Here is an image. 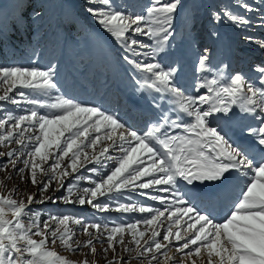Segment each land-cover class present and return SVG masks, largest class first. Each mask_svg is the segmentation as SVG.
<instances>
[{
    "label": "snow or ice",
    "instance_id": "1",
    "mask_svg": "<svg viewBox=\"0 0 264 264\" xmlns=\"http://www.w3.org/2000/svg\"><path fill=\"white\" fill-rule=\"evenodd\" d=\"M86 3V12L123 50V61L142 74L141 87L153 89L162 97H169L168 102L173 105V111L194 118V121L182 123L179 115L173 119L165 111L161 113L158 122L152 123L141 134L126 128L117 117L99 107L86 106L63 95H57L54 102H49L29 96L21 90L29 89L41 96L51 95L57 90L54 66L47 70L38 67L0 66V85L7 86L3 94H0V102L10 101L14 105H20L22 101H27L34 106L27 114L9 113L6 118L0 119V129H5L12 122L11 130L0 133V144L7 145L14 141L22 147H28L30 145H26V140L35 141L32 151L28 153L30 159L25 160L24 165L25 168H30L31 183L40 184L41 194L40 200H36L35 194H29L27 203L18 201L11 193L0 194V264H89L86 258L79 262L72 261L49 245L59 242L62 248L73 253L88 248L89 253L95 254L94 241L102 242L100 237L105 232L108 242V248L103 250L105 253L109 249L115 253V245L120 244L125 251H135L138 257H144L147 264H153V261L156 264H196L195 258L202 256H206L205 264H264V116H261L258 127L232 126L233 106L239 105L246 114L264 113V61L251 69L257 74L258 87L240 72L225 75L223 69L228 68V65L213 69L212 48L205 43L198 49L197 71L209 73L211 78L204 75L195 85L197 93L206 89L204 94H187L179 83V65L165 66L156 60L160 53L166 52L175 35L176 19L184 6V0H152L142 14L119 10L114 6L113 0H86ZM232 4L234 8L242 9V13L227 5L209 11L208 20L212 28L202 39L210 41L212 46L220 44L223 39L216 30L217 25L227 21L237 29H244L253 24L247 14L256 9L248 0H232ZM15 26H22L27 30L28 18L24 11L20 13ZM259 26L264 27V16L260 18ZM142 36H147L153 43H145L139 39ZM243 39L264 50V40L257 41L251 36H244ZM140 57H144V60ZM14 90L15 95H10ZM205 105L208 106L204 107ZM156 106L160 107L159 104ZM37 108L55 111L51 115H41ZM214 114H221L217 126H213L209 120ZM220 119L223 124H220ZM169 128H182L186 135H171ZM89 129L96 133L103 129L105 134L103 137L96 135L91 138ZM35 131L39 134L26 136V133ZM66 133L68 135L64 138ZM85 140L88 141L87 144ZM102 140L111 143L102 146L98 155L89 157L87 152H82L81 145L95 151L96 145ZM110 148L118 149L121 153L117 157H106L115 160V166L103 179L91 181L93 187L83 188L82 195L75 193V183L67 185L65 195H45L53 179L59 180L57 190L65 188L63 178L71 173L63 168L57 174V169H61L60 161L69 157L70 153L68 167L75 173L78 164L82 163V156L85 161L90 159L101 163L100 157H105ZM52 149H56L57 160L50 165L51 175H48L42 168V163L49 160ZM0 155H7L9 163L15 168L16 160L11 158L17 155V150ZM145 158L150 161L147 166H144ZM6 167L7 165L0 164V170ZM25 168L18 171L23 173ZM91 171L96 172L97 169L93 168ZM38 172L48 178L37 181ZM145 177H149L146 182H139ZM82 179L85 178L76 177V181ZM179 180L193 189L197 183L202 187L196 191L190 189L188 192H181L177 188ZM154 185L170 186L162 189L165 193L175 190L172 192L175 196L174 203L180 207L172 210L167 219L177 229L183 227V217L189 218L184 221L187 227L183 231L174 232L171 224L169 225L162 237L168 243L156 239L161 234L155 228L168 209L161 211L119 203L115 211L138 210L149 213L150 218L111 228L106 224H88L82 218L67 214L50 215L47 220H41L39 212L28 215L27 211L32 203L62 201L64 204L78 203L81 206L87 203L101 212H107L112 210L111 206L98 202L99 197H107L112 193L121 195V190L130 186L150 189ZM221 192H232L234 195L223 222H216L210 215L201 214L189 202L197 196L212 197ZM74 195L75 199L72 198ZM151 199L165 202L160 196H152ZM141 223L151 228L147 239L146 231L138 229ZM70 224L80 226L81 231L89 238L83 242L76 239V231ZM89 229H94L95 234ZM126 233L130 234L129 243H134L135 249H129L125 244ZM173 239L183 242L176 247V253L183 254L179 259L164 251L169 248ZM158 253L163 255V262L159 260ZM108 264L122 262L114 256Z\"/></svg>",
    "mask_w": 264,
    "mask_h": 264
},
{
    "label": "rangeland",
    "instance_id": "2",
    "mask_svg": "<svg viewBox=\"0 0 264 264\" xmlns=\"http://www.w3.org/2000/svg\"><path fill=\"white\" fill-rule=\"evenodd\" d=\"M206 1L209 11L215 10L221 5H227L237 12L242 13L243 11L242 9L234 8L232 0ZM206 1L184 0V6L176 19L175 35L166 49V52L160 53L156 57V60H159L165 66H175L178 64L189 68V70L187 69L188 73L185 77L189 82L192 81L195 76L200 75L196 65L197 56L199 55L198 49L202 48L205 43L209 44L212 48L210 41L202 39L205 36L203 28L205 18L208 24H210L208 20L209 13L206 12L205 14L203 9L206 5ZM113 3L119 10L134 14H142L146 7L152 3V0H113ZM248 3L252 4L256 9V11L247 14L248 18L253 21L252 25L244 29H237L227 21L222 23V25L228 29H232V33L238 41H233L234 39L230 37L231 44L238 45V47H235L232 72L251 73L254 74V79H258L257 74L251 69L264 61V50L258 48L255 43L246 42L243 37L251 36L257 41L264 40V27L259 26L260 18L264 16V3H261V0H248ZM86 7H88L86 0H0V66L38 67L41 70H47L49 67L54 66L56 71L54 81L57 84V90H54L51 95L41 96L29 89L21 90L25 91L29 96L49 102H54L57 95H63L66 98H71L86 106L99 107L106 113L117 117L125 124L126 128L141 134L145 132L152 123L158 122L162 112L167 111L170 115L174 114V117L177 115L183 117V114L173 111V105L168 102L169 97H162L161 94L155 93L153 89L141 87L142 81L139 82L137 77H141L142 74L136 72L130 65L123 61L122 56L124 53L118 44L119 50L110 46V42L107 40H110L115 45L113 42L114 39L99 27L94 19L86 12ZM22 11L25 12V17L28 18V31L26 33V40L20 42L21 39L18 38V42L10 37L9 32L14 31L13 35L15 37L20 34L19 29L16 28L22 29L23 27L15 25ZM218 31L221 36L228 35L226 32L227 30H224V28ZM139 39L148 44L153 43L147 36L139 37ZM105 41L109 45H107ZM223 41L224 39H222L220 44L222 47L225 44ZM6 42H8V44H6ZM232 42H234V44ZM228 48H223L219 66L224 61L223 59L228 58L231 60V57L227 55ZM144 51H148V49H144ZM140 59L144 60V57H140ZM185 63H187V66ZM212 68L216 69L213 64ZM207 74L209 73H201L202 76ZM179 75H181V73H179ZM246 77H248V75ZM209 78H211L210 75ZM199 82L200 80H197L192 86V90L187 91V93L191 95L204 94L206 89H201L199 93L195 90V85ZM129 83L136 85L140 91L135 90L134 87H129L122 91V98L120 93L122 87L119 85L125 86ZM6 87V85H0V94H3ZM125 91L128 93L126 94ZM129 93L135 96L140 95V99L142 96L145 97L148 109H143L140 113L131 111L125 100L128 99L129 103L130 101H134L128 96ZM10 95L14 96L15 90ZM153 95L154 99L152 100L151 96ZM150 99L152 100L151 102ZM157 104H159L160 107H157ZM207 106L208 105H205L204 107ZM33 107L34 106L27 103V101H22L20 105H14L10 101L0 102V119L6 118L9 113L13 115L27 114L28 110ZM131 108L134 109V106L131 105ZM37 110L41 115H51L52 111H55L48 108H37ZM214 116L215 115L210 117L209 120L213 126H217L216 116ZM261 116H264V113L258 112L255 114L254 117H251L252 122L250 124L253 125V123H256L254 127H258ZM192 119L193 120L190 119L183 123L194 121V118ZM220 121L223 123L222 119H220ZM11 123L12 122H9V124L5 126V129H0V133H6L7 130H11ZM235 127L238 128L236 125ZM168 132L173 135L174 129L169 128ZM35 134H39L38 131L26 133V136ZM104 134L105 130L103 129L100 133H96L89 129V136L91 138H94L96 135L103 137ZM67 135L66 133L64 138H66ZM81 139L84 138L82 137ZM25 143L30 146L22 147L14 141L7 145L0 144V153L17 150V155L11 158L16 160L15 168L9 163L10 158L7 155H0V164L7 165L6 169L0 170V194L7 195L11 193L18 201L22 200L27 203V196L29 194H35L36 200L41 199V194L39 192L40 184L37 183L33 185L31 183L30 168H25L24 165V161L30 159L28 153L32 151V146L35 144V141L26 140ZM87 143L88 141L85 140V144ZM110 143L111 141L102 140L101 143L96 145L95 151L90 147L81 145V150L82 152H87L89 157H91L93 154L98 155L100 148ZM51 151L52 155L49 160L42 163V168L48 172V175H51L50 165L57 160L56 149H52ZM119 155H121V153L118 149L113 150L110 148L109 152L105 154V157H100L101 163H96L90 159L85 161L82 156V163L78 164L77 172L73 173L71 168L68 167L71 158L70 153L69 157H65L60 161L61 169H57V174L63 168H67L68 172L71 173L69 176L63 178L65 188L57 190L59 188V180L53 179L45 195L53 197L65 195L67 194L66 187L71 183L77 185V188L74 190L75 193L82 195L83 188L93 187L94 185L91 181L103 179L105 174L115 166L116 161L106 157H117ZM37 162H39L38 158ZM149 163L150 161L145 158L144 166H147ZM20 168H25L23 173L18 171ZM93 168L97 169V171H91ZM77 176H82L85 179L76 181ZM47 178L45 174L38 172L37 181H44ZM148 179L149 177H145L139 182H146ZM180 183L188 188L187 184L182 181ZM165 187L170 188V186L166 185H154L150 189L132 188L130 186L128 189H122L121 195L112 193L107 197H99L98 202L108 203L111 206L112 210L107 212H101L87 203L81 206L78 203L64 204L62 201H57L56 203L48 201L42 204L32 203L28 206L27 211L28 215L39 212L41 214V220H47L50 215L62 216L67 214L82 218L88 224L100 223L102 226L106 224L111 228L116 225H127L150 218L149 213H141L138 210L135 212L115 211L119 203L133 204L137 206V208L140 206L151 207L153 209H160L161 211L168 209V211H165V216L161 217L158 224L155 225L156 230L161 234L156 237V239L162 243H168L163 241L162 237L166 233L169 225L171 224L174 232L177 230L183 231V228L187 227L184 221H188L189 218L187 216L182 218L181 225L183 227L180 229H177V226L167 219L170 212L176 207H180V205L174 203L175 196L172 192L175 190L165 193L162 191ZM177 188L180 190L178 184ZM183 190L184 188H182L181 192H183ZM152 196L163 197L165 202L161 203L160 200H153L151 199ZM228 196L226 198H228ZM72 198L75 199V195ZM186 199H188V197H186ZM194 199L197 198H192L189 202L194 204ZM200 202L203 203L202 201ZM209 204L211 205L210 202ZM222 204L224 205V203ZM169 205H171V208ZM224 206L225 208H229L227 205ZM205 208L206 207H204V209ZM212 214L213 211L210 215ZM224 217L214 220L216 222H223ZM189 222L191 223L193 221ZM25 223H27V216L25 217ZM70 227L76 231V239L79 241L83 242L89 238L81 231L80 226L70 224ZM197 227H199V225H197ZM138 229L140 231H146L145 239H147L151 233V228L143 223L138 225ZM89 231L95 234L94 229H89ZM106 235L107 233L105 232L100 237L102 242L94 241L96 248L95 254L89 253L88 248H83L73 253L62 248L59 242H57L56 245L50 244L49 247L54 248L60 255L77 262L86 258L89 264H108V261L113 260L115 256L121 260L122 264H147V260H145L144 257H138L135 251H125L120 244L115 245V253L111 249L105 253L103 250L108 248ZM35 238L39 239V237ZM130 240V234L126 233L124 235L125 244H127L129 249H135V244L129 243ZM178 243L183 242H176L173 239L169 248L164 251H167L169 256L175 255L177 259H179L183 254L176 253ZM141 244H143V240H141ZM85 254H87V256H85ZM157 256L159 260L163 262V255L158 253ZM150 258L151 256L149 255L148 259ZM195 259L196 264H205L206 256L197 257ZM153 264H156V262L153 261ZM169 264H172V262H169Z\"/></svg>",
    "mask_w": 264,
    "mask_h": 264
},
{
    "label": "bare ground",
    "instance_id": "3",
    "mask_svg": "<svg viewBox=\"0 0 264 264\" xmlns=\"http://www.w3.org/2000/svg\"><path fill=\"white\" fill-rule=\"evenodd\" d=\"M108 42H110V46H112V47H114L115 49H117L116 48V46L110 41V40H107ZM108 44V43H107ZM109 45V44H108ZM126 92V94L128 93L127 91H125ZM131 93H134V92H131ZM131 93H129V97H131V100H134V101H130V104L132 105V106H134V109L135 110H139V105H141V99L139 98V96H135V95H133V94H131ZM177 113V112H176ZM182 114V113H181ZM245 113L244 112H242L241 111V109H240V106L239 105H236V106H233V113H232V115H233V121H232V126L234 127V128H236L235 127V121H236V119H239V117H242L243 115H244ZM170 115V114H169ZM217 118H220V116H221V114H214ZM173 119L175 118L174 117V114L172 115H170ZM176 116V115H175ZM180 116V115H179ZM185 119V120H184ZM191 118H189V117H187L186 115H185V117L182 119L181 118V122L183 123V122H185V121H189ZM223 121V120H222ZM259 122V121H258ZM173 135H186V133H184V131H183V129L181 128V129H174V133H173ZM183 182V183H185L186 184V182H184L183 180H180V182ZM189 186V185H188ZM189 188V187H188ZM196 188L197 189H199L200 188V184H196ZM190 189L192 190V191H196V189H193L192 188V186H190ZM189 189V190H190ZM228 195H231V197H232V199H234V195H233V193L232 192H221L219 195H217V196H212V197H209V196H197L196 198L197 199H199V201H202L203 202V204H205L204 202H206V203H208L209 204V202L211 203L212 201H214L216 198H220V199H222V198H226ZM212 212V211H211ZM210 212V213H211ZM210 213H209V215H210ZM213 213H214V211H213ZM206 215V214H205ZM211 216V215H210Z\"/></svg>",
    "mask_w": 264,
    "mask_h": 264
},
{
    "label": "trees",
    "instance_id": "4",
    "mask_svg": "<svg viewBox=\"0 0 264 264\" xmlns=\"http://www.w3.org/2000/svg\"><path fill=\"white\" fill-rule=\"evenodd\" d=\"M16 29H19V31H20V34L17 36V37H15L13 34H14V31H10L9 32V35H10V37L12 38V39H14L15 41H18L19 42V39H21V41L20 42H23V40H26V33H27V31H28V29L25 31V29L24 28H22V29H20V28H16ZM19 38V39H18ZM6 44H8V42H6ZM5 44V45H6ZM1 48V47H0Z\"/></svg>",
    "mask_w": 264,
    "mask_h": 264
}]
</instances>
